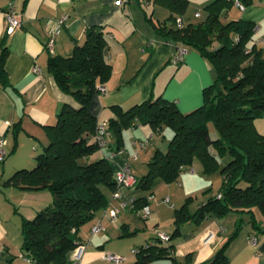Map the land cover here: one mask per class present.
I'll return each instance as SVG.
<instances>
[{"label": "trees", "instance_id": "obj_1", "mask_svg": "<svg viewBox=\"0 0 264 264\" xmlns=\"http://www.w3.org/2000/svg\"><path fill=\"white\" fill-rule=\"evenodd\" d=\"M154 2L170 12L166 21L171 23L153 25L154 36L174 48L199 52L215 71V79L203 89L202 105L187 113L163 97H150L126 110L110 106L113 116L106 121L107 131L114 137L115 146L107 143L104 149H99L95 137L98 121L90 106L93 96L98 94L97 87L111 76V66L104 59L103 28L86 30L83 41L75 42L70 55L51 54L47 62L50 75L79 107L65 105L55 124L45 126L49 141L35 156V166L31 170L20 168L2 183L28 191L48 190L52 195V202L36 211L33 218H21L20 253L29 260H24L26 263L70 264L75 246L84 243L82 232L90 230L106 209L112 192L117 190L110 156L116 149L122 150V132L139 125L149 126L154 134L167 129L171 135L165 153L155 150L147 173L135 178L134 189L147 193L128 194L135 198V208L148 204L154 181L165 184L177 181L181 173L191 171L194 159L199 161L202 175L217 173L221 184L217 195L208 197L193 213L188 206L191 198H187L174 211L169 242L163 244L152 231L154 241L136 248V259L131 264H151L158 259L177 264L170 242L181 234L183 225H198L207 218H221L230 212L249 215L253 230L264 234V222L259 226L253 215L254 207L264 215V133H258L254 126L255 120L264 118V54L252 44L255 26L246 20L222 23L213 11L205 20L184 22L187 0ZM178 16L181 26L175 23ZM7 52L3 38L0 40L3 87L9 86L4 69ZM210 128L217 133L213 139ZM13 129L14 149L17 124ZM235 228L226 244L206 264H227L225 251L241 229L239 224Z\"/></svg>", "mask_w": 264, "mask_h": 264}, {"label": "crops", "instance_id": "obj_2", "mask_svg": "<svg viewBox=\"0 0 264 264\" xmlns=\"http://www.w3.org/2000/svg\"><path fill=\"white\" fill-rule=\"evenodd\" d=\"M114 1L0 0V40L5 38L8 47L4 69L9 83L8 87L0 84V132L5 138L7 154L5 161L0 164V264H18L15 263V258L18 257L23 243L20 231L21 218L23 216L30 218V215L44 208L52 200V195L48 190L28 191L12 185L3 186V181L16 170L28 169L35 162L36 152L42 151L43 146L49 141L45 126L55 124L57 114L65 105L74 109L79 107L78 102H75L72 96L59 89L55 79L50 75L47 62L51 54L61 57L68 56L75 42L83 41L86 30L103 28L104 39H106L104 59L111 66V76L103 85L105 92L101 95L96 93L91 100L90 111L97 117L98 124L113 116L109 110L110 106L118 105L122 110H126L150 97H163L173 101L182 113L195 110L203 103V89L211 86L215 79V71L206 59L194 50L186 51L181 63H172L171 59L175 54L174 46L165 44L166 40L158 39L153 32V25L166 21L170 16V12L165 7L154 0H141L140 2L119 0L122 1L120 6H116ZM187 1L186 12L182 16L184 22L195 23L205 20L211 11L219 15L222 23L232 20L249 21L255 26L252 44H255L256 48L264 54V0H236L241 4L242 9L236 5L235 0ZM10 3L15 7L21 23L20 27L8 35L5 32L4 14ZM207 6L208 9H206ZM150 7H152V13L147 16L146 9ZM195 13H199V16L195 17ZM62 16L66 17L64 24L61 32L55 37L52 53L49 54L45 48L49 29L54 20ZM165 24L169 26L171 23L166 21ZM33 66L39 67V75L32 73ZM261 120L254 121L255 128L262 125L264 121ZM16 124L19 130L16 137L17 144L13 149V128ZM128 130L130 129L124 130L121 135V153L113 152L115 154L111 159L112 171L115 165L120 163V159H129L135 151L133 143L136 141L150 139V145L143 149L146 153L151 151L147 158L148 162L153 151L159 150L165 153L167 150V146L162 147L163 143L159 141L161 136L166 135V131L154 134L149 126L139 125L131 128L133 139L127 143L125 136L123 138V133ZM109 138L111 140L107 143L114 148V137L109 135ZM133 163L131 172L133 168L136 172L135 174L132 172L135 178H140L147 173V168L143 170L144 165H137V160ZM193 171L183 173L191 176L194 175L195 169ZM160 185L154 181L151 191L154 196L152 201L156 199L154 190ZM177 186L182 187V183L177 182ZM204 187L205 181L200 190ZM130 193L136 196L145 195L144 192L139 193L134 188ZM26 198L34 199L33 204L29 206L27 213H20V203ZM176 201L177 205H182L178 203V199ZM112 204L116 202L113 201ZM175 209L178 208L174 207V211ZM99 218L103 224L105 237L114 230L120 229V235L130 234L129 222L125 215H121L118 219L121 222L119 228L116 227L118 223L112 224L105 220L109 223L106 226L102 214ZM154 222L149 230L151 233L153 228H160L159 220L156 219ZM191 225L186 224L181 228V230L189 227L192 229L188 237L191 244L185 249L188 261L186 264H206L227 242L230 236L227 234L228 227L222 224L221 218L216 219L215 217H210L198 225L193 224V228ZM209 229L216 231L217 236L211 242L204 244L200 238ZM253 231L248 229L246 239L250 243L249 239L255 237L256 246L251 247L247 241L244 243L243 240L241 246L238 247L236 246L238 238H235L225 251L227 264H264V255H262L264 254V234L257 235ZM88 234V229L82 232V242L88 240L87 244L90 242ZM218 235L221 236L218 237ZM106 241L108 240H102L94 245L97 251L86 246L81 264H111L101 259L102 254L106 253L103 245ZM173 241L171 242L174 245V256V249L180 241L179 238ZM126 263L127 259L122 264ZM151 264H164V262L158 261Z\"/></svg>", "mask_w": 264, "mask_h": 264}, {"label": "rangeland", "instance_id": "obj_3", "mask_svg": "<svg viewBox=\"0 0 264 264\" xmlns=\"http://www.w3.org/2000/svg\"><path fill=\"white\" fill-rule=\"evenodd\" d=\"M151 11H152V7L146 9L147 16L151 15V13H152ZM176 49H177V47L175 48V52H176ZM261 119H264V118H261ZM261 119H257V120H255V122L259 121ZM261 121H264V120H261ZM256 127L257 128H255V129H257L258 133H260V134L264 133V122H262V125H258ZM127 129L131 130V128H127ZM130 130L123 133V138L125 136L127 143L133 139V137L131 136L132 133ZM165 131H166V133H165L166 135L163 137L161 136L160 140H159L161 143H163L162 147L167 146L168 140H169L170 135H171L167 129ZM209 132H210V136L212 139L217 136V133H216V131H214V129L210 128ZM106 137H107L106 138L107 142L111 140L109 138V135ZM116 151L118 153H120V150L116 149ZM40 152H36V153L39 154ZM136 153H137V157L135 159V160H137L136 164L139 166L144 165L145 168L143 170H146L147 165H148L147 164V162H148L147 158L149 157L151 151L149 150L146 153V152H144L143 149H140L137 152V150L135 149L133 154H131V156H129V159H128L130 161L131 165L134 164L133 163L134 160L132 159V155H134ZM95 156L96 155H94L93 157H95ZM119 161H120V163L117 166L115 165L113 172H117L121 167H123L124 159H120ZM34 166H35V162L33 164H31V166L27 170H31V168H33ZM190 167H193V169H195L194 175L190 176V175H188V173H186V174L181 173L179 175V178H178L179 180L171 182V184H168V183L164 184V183H161L160 180H156V183L161 184V185H160V187H158V189H157V187L155 188V190L153 189L155 191L154 195L156 196V199H155V201L150 202L149 208H150L151 215L148 216L147 219L142 220L141 218H139L137 216L136 212L131 210L132 212L131 211H126V212L122 211L119 214V216L117 217V219L111 222L112 224L118 223V224H116V227L119 228L121 222L118 219L121 218V215H125L126 218L128 219L127 222H129L130 234L125 233V235H120L121 229L118 231L114 230V232L111 233L113 235L116 234L114 236L111 234H108V236L105 237L106 235L103 232H101L100 234L98 233L96 235H92V236H90L88 234L87 236L90 239L89 244H87L88 248L94 249L95 251H97V248H94L95 247L94 245H96L98 242H101L102 240H108L105 243H103V245L105 247L104 251L106 253L110 252L113 254H117L118 256H121V255L125 256L127 258L126 264H129V263L131 264L136 259L135 255L131 254V251L133 249L138 248V247L145 246L146 242L154 241L155 236L149 230L152 228L153 224L155 223L154 221L156 219L159 220V227L161 228L160 230L165 232L167 235H171L173 233V224L172 223L174 221V207L179 208V206H180V205H177L176 200L178 199V203L181 204V203H184L187 200V198H191L190 202L188 203V206H189L190 212L193 213V211H195L199 207L200 204L204 203V201L208 197H214L217 195V191H218L219 186L221 184L220 177L217 173H215L214 175L209 176V177L202 175L201 165L197 159L193 160ZM134 171L135 170L132 168V172L135 174L136 172H134ZM182 177H184V178H182ZM182 180H184V181H182ZM203 180L205 181V187L203 190H200V188L204 184ZM177 182L182 183V187H178ZM131 189L132 188L128 189L126 187H123L122 192L124 194H129ZM145 194H147V193H145ZM167 196L169 198H171L170 202L167 204L168 206L162 203L163 199L166 198ZM33 201H34V199L32 200L29 198L22 200L20 203L21 208H20L19 212L20 213L21 212L27 213L29 206H32ZM50 203H48V204H50ZM33 215H30L31 216L30 218H33ZM253 215H255V218H256L258 225L261 226L262 222H264V219H262V217H264V215H261V213L257 207H254V209H253ZM105 220L110 222L108 219H104V221ZM106 221L104 223L107 226V224H109V223H107ZM248 221H249V215H247L243 212L242 213L230 212L229 214L223 215L221 217L222 224H224L225 226L228 227V231H227L228 235L232 234L236 229L235 228L236 225L239 224V227L241 229L239 230V233L236 236V238H238L236 246H238V247L241 246L240 244H242L243 240H244V243H245V241H247V244L249 243L248 240L246 239L247 232H248V229L253 230V227L250 226V223ZM113 226H115V225H113ZM193 227L194 226L191 225V228H193ZM134 230H136V231H134ZM133 231H134V233H132ZM210 231L215 233V237L217 236L216 231H214V230H210ZM191 232H192V229H190V227L185 228V229L181 230V234L179 236H177L175 238L173 237L174 239L179 238V241H180L176 245V248L174 249V251H175L174 256H175V259L177 261V264H186L188 262L187 261V255L185 254V249L188 245L191 244L190 243L191 240H188L189 239L188 237H189V235H191ZM255 232L257 235L262 234L259 230H257V231L255 230ZM205 234H203L202 237ZM227 234L225 236H227ZM220 236L221 235H218V237H220ZM103 237H104V239H103ZM109 237H112V238H109ZM202 237L200 238L201 241H202ZM174 239H172L171 241H173ZM87 241H86V243H87ZM224 244H226V242ZM249 245H251V247H255L256 243H255V245H252L249 243ZM222 246H224V245H222ZM251 249H254V248H251ZM262 255H264V254H262ZM15 259H14L15 263H18V264H31V263H26L24 260L20 259L19 257H16ZM158 261L164 262V264L169 262L165 259H158L157 261H154V262H158Z\"/></svg>", "mask_w": 264, "mask_h": 264}, {"label": "built area", "instance_id": "obj_4", "mask_svg": "<svg viewBox=\"0 0 264 264\" xmlns=\"http://www.w3.org/2000/svg\"><path fill=\"white\" fill-rule=\"evenodd\" d=\"M114 3L116 6H120L122 4V1L115 0ZM235 3L239 8L241 9L243 8L238 1L235 0ZM198 16H199V13H195V17H198ZM65 18L66 17L62 16L60 19L54 20L52 26L49 29L48 39L46 40V44H45V48L49 54L52 53V49L55 44L54 42L55 37L61 32V28L64 24ZM4 20L6 21L5 32L8 35L12 34L14 29L20 27L21 21L17 13L15 12V7H13L11 3L8 5V8L5 11ZM175 23H177L178 26H181L183 24L180 18H177ZM165 44H169V43L165 41ZM185 53H186L185 48L183 49L182 47H177L176 52L171 59L172 63H175V64L181 63L183 61L182 58ZM39 72H40L39 67L33 66L32 73L39 75ZM97 88H98V94L101 95L105 92V88L103 85H100ZM6 124H8V122H6ZM107 128H108V125L106 121L98 124L95 137H96L99 149H104V147L107 144L106 136L109 135ZM133 144H134V148L138 152L140 149H145L150 145V139L136 141ZM5 146H6L5 138L3 134L0 132V164L6 159V156H7ZM114 154L115 153L111 154L110 160L112 159ZM136 157H137V153L132 155L133 160H135ZM191 172H193V169H191ZM114 173H115V183L117 185V190L112 192V194L110 195L109 197L110 199L108 201L107 207L106 209L103 210L104 212L102 213V218L108 219L110 222H112L117 219V217L122 211L133 210L136 212L137 216L141 218L142 220L147 219L148 216L150 215L149 203L154 199V196H152V194L148 195L147 197L148 204H145L142 207L137 209L135 208V205H136L135 198L129 197L128 194H124L122 192L123 187L130 189V188H134L136 185L135 177L133 173L131 172L130 161L128 159L124 160L123 167H121L117 172H114ZM168 200H169V197L167 196L166 198L163 199V202L168 203ZM113 201L116 202V204H112ZM103 231H104L103 224L101 223V219L98 218L95 221V224L90 228L89 234L90 236H92V235H96L97 233H100ZM152 231L153 233L156 234L158 240L162 242L163 244L169 242V238H170L169 235L161 231L160 228L157 227L155 229H152ZM214 237H215V233L208 230L206 234L202 237V242L204 244L209 243L214 239ZM249 240H250V244L255 245L256 243L255 237H251ZM86 246H87L86 242L75 246L74 250L72 251L70 255V259H69L70 264H81L82 263L81 260L86 250ZM136 253H137L136 249H133L131 251V254L135 255ZM18 257L22 260L29 261L22 253H20ZM101 259L107 261L108 263L110 262L111 264H122L124 261H126L127 258H125L124 256H118L117 254H113L109 252V253L102 254Z\"/></svg>", "mask_w": 264, "mask_h": 264}]
</instances>
